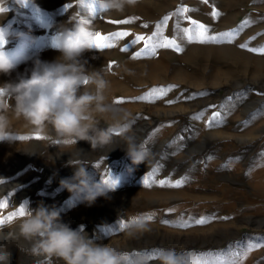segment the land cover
I'll return each instance as SVG.
<instances>
[{
    "label": "rangeland",
    "instance_id": "obj_1",
    "mask_svg": "<svg viewBox=\"0 0 264 264\" xmlns=\"http://www.w3.org/2000/svg\"><path fill=\"white\" fill-rule=\"evenodd\" d=\"M93 2L0 0V29L13 33L5 50L16 64L10 74H0V84L30 76L36 59H56L60 52L53 47L54 38L71 16L90 19L94 32L103 36L128 31L130 36L111 41L114 47L93 48L82 58L87 68L103 69L110 84L108 102L131 112L132 134L144 145L148 158L134 165L118 134L104 149L93 150L86 141L65 148L37 139L23 120L13 121L12 132L29 139L0 141V201L9 202L7 208H0V216L25 202L30 210L42 203L60 210L61 222L74 230L82 228L98 245L110 244L133 256L174 247L189 264L212 261L201 254L243 252L250 242H264V54L240 47L264 46V0H137L123 12L97 7L94 17L87 7ZM181 6L191 11L171 16L162 32L169 39L175 37L183 50L158 48L154 56L133 59L144 48V41L131 43L135 36L152 35L156 24ZM213 10L220 15L213 17ZM130 17L139 19L113 23ZM246 19L252 23L243 25ZM192 20L206 25L208 35L234 29L238 34L231 43L189 42L175 26L193 28ZM16 32L23 35L17 38ZM125 45L127 51H121ZM168 85L176 87L154 102L134 99ZM216 112L220 116L210 125ZM198 113L201 118H194ZM99 126L107 127L103 121ZM74 150L88 161L90 184L109 175L118 181L114 191L91 205L83 202V192L70 193L60 185L74 174L68 163L69 151ZM157 165V181L187 177L186 182L181 187L145 186L144 177ZM145 214L154 216L146 221L149 230L134 237L121 230V223ZM201 217L213 219L205 225L172 226L181 218ZM0 246L10 253L9 264H34L30 243L23 238L0 239ZM149 264L159 262L151 259ZM242 264H264V246L249 253Z\"/></svg>",
    "mask_w": 264,
    "mask_h": 264
},
{
    "label": "clouds",
    "instance_id": "obj_2",
    "mask_svg": "<svg viewBox=\"0 0 264 264\" xmlns=\"http://www.w3.org/2000/svg\"><path fill=\"white\" fill-rule=\"evenodd\" d=\"M136 3L137 0H96L103 11L123 12ZM14 35L19 38L23 33ZM11 36L13 33L0 29V74H10L16 67L5 50ZM93 41L94 30L87 19L71 16L54 38L53 47L60 52L56 59H36L30 76L0 84V141L17 140L12 132L13 121L17 120H23L24 127L41 139L65 148H75L78 141H86L93 150L104 149L114 143V135L118 134L132 163H145L149 153L132 134L131 112L108 102L110 84L103 69L87 68L88 62L82 58L86 51L95 48ZM101 121L107 127H100ZM69 152L72 158L68 163L74 166V174L60 181L62 188L70 193L83 192V202L88 205L117 188L118 181L113 186L111 175L90 184L88 161L76 150ZM22 205L26 208L23 216L0 225V239L23 238L29 242L34 264H55L56 260L62 264H149L151 260L141 252L133 256L110 244H96L82 228L74 230L61 222V212L55 207L41 203L30 210L27 203ZM124 225L121 230L130 237L149 230L143 217H131ZM9 258L10 253L0 246V264H9ZM152 259L159 264H189L187 257L174 249H158Z\"/></svg>",
    "mask_w": 264,
    "mask_h": 264
},
{
    "label": "snow or ice",
    "instance_id": "obj_3",
    "mask_svg": "<svg viewBox=\"0 0 264 264\" xmlns=\"http://www.w3.org/2000/svg\"><path fill=\"white\" fill-rule=\"evenodd\" d=\"M205 3L208 2V0H204ZM83 4V2L81 3ZM66 7L70 8L71 5H67ZM87 7L90 10V14L94 17L97 12V4L96 0L92 4H88ZM99 8V7H98ZM100 11H103L102 9L99 8ZM191 9L188 7H178L175 11V13H169L168 15L164 16L162 21L158 22L156 24V31L152 33V35L148 36L147 38L144 35H136L134 40H132L131 43L136 44L139 43L140 41H144V48L141 49L138 52H135L133 55V59L141 58L142 56H154L156 54V50L158 48H172L177 52H181L183 49L180 47V45L176 42V38L173 37L169 39L168 37H165L162 32V27L167 25L168 20L170 19L171 16L177 15V16H182L188 12H190ZM213 17H217L220 15V13L216 10H213L211 13ZM139 19V17H130L125 20H120V21H113V23H118V24H130L134 22L135 20ZM87 22L90 24L92 21L90 19H87ZM252 23L250 20H245L242 21L243 25H247ZM191 24L193 25V28H185V29H180L179 23L176 24V29L183 31L184 34L187 37V40L189 42H199V43H208V42H217L219 40H223L225 42L231 43L235 36L238 34L237 30H231L228 32H223L218 35H208L209 29L206 25L202 23H198L195 20L191 21ZM145 28L148 27L147 24L143 25ZM131 33L128 31H117L110 33L108 36H103L99 32H94V41L93 45L95 48H111L114 47L115 45L111 42L112 40L115 39H122L124 37L130 36ZM254 39V37L250 38ZM2 43V41H0ZM241 48H247L251 52L255 53H260L264 54V46H260L259 48H248V44L244 43L240 45ZM128 46L125 45L124 48L121 49V51H127ZM176 87L175 85H168L167 87H160V88H153L151 89L148 93H145L142 96L135 97V100L138 101H149V102H154L155 99L162 98L163 96L167 95L169 91L172 90V88ZM203 93H201L202 95ZM116 103H122L123 100H117L115 101ZM175 101H168L169 104L174 103ZM202 114H196L194 118L199 119L201 118ZM220 116L219 112L213 113V116L209 120V124L213 121H215L218 117ZM158 131V130H157ZM155 135V133H153ZM37 139H40L38 135L36 136ZM17 139L20 140H25L29 139V137L26 136H20L17 137ZM159 165L157 167L153 168V170L146 176L144 177V184L145 186L151 187L152 184L158 183L159 186L164 187H181L187 180V177L181 178L179 180L172 181L171 179H162V180H156L155 176L159 171ZM117 180L113 179V186H115V182ZM0 183H3V181H0ZM8 201H0V208H7L8 207ZM26 203V202H25ZM169 211H173L172 209H169ZM26 212V208L21 205L19 209H17L14 212L9 213L7 216H0V225H3L5 223H11L15 218L18 216H23ZM154 218L153 214H145L143 219L145 221H151ZM211 217H201L199 219L196 218H189L188 220H185L183 218L180 219V222L172 225V226H177L180 228H187L191 227L193 225H205L207 223L211 222ZM224 219H228L227 217H224ZM162 223L169 224L170 222L167 220L162 221ZM124 223L120 224V228L122 229L124 227ZM264 246V242H250L246 245V248L243 252H232L229 250L227 253H224L223 251L219 253H208V254H201V258L204 256H211L213 259L211 262L208 260L204 261V264H242L243 260L247 257L249 253H251L253 250ZM157 250H153L152 252L145 253V255L149 258L152 259ZM197 264H199V260L197 261Z\"/></svg>",
    "mask_w": 264,
    "mask_h": 264
},
{
    "label": "trees",
    "instance_id": "obj_4",
    "mask_svg": "<svg viewBox=\"0 0 264 264\" xmlns=\"http://www.w3.org/2000/svg\"><path fill=\"white\" fill-rule=\"evenodd\" d=\"M165 249H174L177 253L180 252L177 248H174V247H172V248H165Z\"/></svg>",
    "mask_w": 264,
    "mask_h": 264
}]
</instances>
